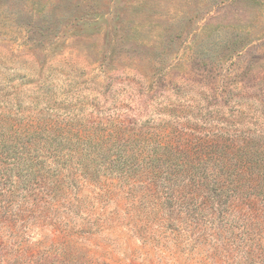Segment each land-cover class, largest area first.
I'll return each instance as SVG.
<instances>
[{
	"label": "rangeland",
	"instance_id": "rangeland-1",
	"mask_svg": "<svg viewBox=\"0 0 264 264\" xmlns=\"http://www.w3.org/2000/svg\"><path fill=\"white\" fill-rule=\"evenodd\" d=\"M2 136L0 264H264V0H0Z\"/></svg>",
	"mask_w": 264,
	"mask_h": 264
},
{
	"label": "trees",
	"instance_id": "trees-1",
	"mask_svg": "<svg viewBox=\"0 0 264 264\" xmlns=\"http://www.w3.org/2000/svg\"><path fill=\"white\" fill-rule=\"evenodd\" d=\"M48 127H42V125H38L36 127L34 126H29L24 128V130H19V132L23 135H40L42 133H47V135L52 136V128ZM34 128V129H33ZM32 129V130H31ZM15 131V129L13 130ZM18 132V131H17ZM19 134V133H18ZM4 136V135H3ZM0 137V154H5V155H11V156H19L20 160H24L32 155V151L38 150V149H46V150H53L54 152H58L57 150L60 146V144H55L51 145L50 141L46 142H40V141H22V139L15 138L8 142V139L4 137ZM13 135H10L12 137ZM48 140L50 138H47ZM2 149V150H1Z\"/></svg>",
	"mask_w": 264,
	"mask_h": 264
}]
</instances>
